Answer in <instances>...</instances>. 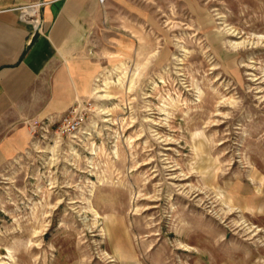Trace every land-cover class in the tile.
I'll return each mask as SVG.
<instances>
[{
	"label": "rangeland",
	"instance_id": "obj_1",
	"mask_svg": "<svg viewBox=\"0 0 264 264\" xmlns=\"http://www.w3.org/2000/svg\"><path fill=\"white\" fill-rule=\"evenodd\" d=\"M98 2L83 127L0 167V264H264V0Z\"/></svg>",
	"mask_w": 264,
	"mask_h": 264
},
{
	"label": "crops",
	"instance_id": "obj_2",
	"mask_svg": "<svg viewBox=\"0 0 264 264\" xmlns=\"http://www.w3.org/2000/svg\"><path fill=\"white\" fill-rule=\"evenodd\" d=\"M98 8V0H0V167L28 147L32 123L87 91L83 42Z\"/></svg>",
	"mask_w": 264,
	"mask_h": 264
},
{
	"label": "built area",
	"instance_id": "obj_3",
	"mask_svg": "<svg viewBox=\"0 0 264 264\" xmlns=\"http://www.w3.org/2000/svg\"><path fill=\"white\" fill-rule=\"evenodd\" d=\"M34 5L25 6L24 8H34ZM84 114L81 104H75L69 110L54 117V132L60 137L73 136L84 125ZM42 128L41 124L37 121L32 124L31 130L35 131L36 128Z\"/></svg>",
	"mask_w": 264,
	"mask_h": 264
},
{
	"label": "bare ground",
	"instance_id": "obj_4",
	"mask_svg": "<svg viewBox=\"0 0 264 264\" xmlns=\"http://www.w3.org/2000/svg\"><path fill=\"white\" fill-rule=\"evenodd\" d=\"M29 9H32V8H28V9H27V13H28V12H30V10H29ZM30 14H32V12H30ZM98 87H99V86H98Z\"/></svg>",
	"mask_w": 264,
	"mask_h": 264
}]
</instances>
